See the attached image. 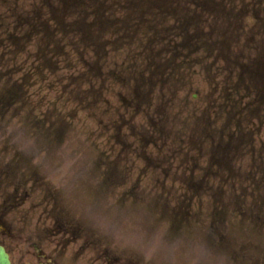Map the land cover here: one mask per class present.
I'll return each mask as SVG.
<instances>
[{"label":"rangeland","instance_id":"obj_1","mask_svg":"<svg viewBox=\"0 0 264 264\" xmlns=\"http://www.w3.org/2000/svg\"><path fill=\"white\" fill-rule=\"evenodd\" d=\"M0 1L3 2V6L0 3V66H2V70H12L9 82L16 81L17 85L23 82L25 86L23 91L26 92L27 99L37 102L36 106L39 111L48 112V115L55 121L59 120V124L64 122L69 129L74 130L70 135L75 138L78 137V140L85 138L88 146L98 136L110 134L111 132L108 131L113 128L129 130V121H131L133 139L123 138V141L129 144L133 143L132 160L138 161L142 155L145 158L148 155L150 158L164 155L170 156L171 160L175 162L185 161L184 158L191 155L180 151L169 153L165 149L181 144L191 145L190 132L183 134L181 128L177 130L176 132L180 134V137L169 139L165 149L162 148L160 136L144 138L153 131L154 122H161L159 119L162 114H160L161 110L158 106L159 104L161 106L164 101L172 102L167 111V117L171 119L172 127L179 126V119L176 118L177 116L175 117L178 107L174 105V98L166 99L163 97L178 96L181 98V114L184 109L187 110L189 102H191L189 108L194 114L204 113L205 107H208L206 99L211 98L214 102V112L223 117V109H228L229 106L223 105L224 99L221 96L224 85L219 83L229 82L228 86L235 95L238 94L236 80L239 73L237 66L232 65V63L235 64L234 58L214 57L209 59L205 55L206 46H204L203 51H196V56L190 54L189 58L187 57L188 52L185 51L184 59L178 56L179 63L175 60L177 58L172 62V65L177 67H181L183 64L190 66L188 60L193 63V69L189 68L190 72L185 70L183 73L180 86L176 84L175 79L170 80V85L167 84L166 87L160 88H150L148 85L142 84L144 77L142 78V74L135 75V73L142 72L148 64L155 71L159 69L158 66H163L166 59L161 57L159 53L160 50L164 53L168 51V49L166 51L164 49L168 46L164 45V41L152 40L153 37L157 36L154 30L158 20L143 19L141 15L145 11L146 13L158 11L157 8L148 5L149 9H147V6L144 5L140 8L131 9L130 4L133 2L129 3V1H140L144 4L154 2L153 6H156L158 0H90L95 1V3L90 6L87 5L88 8L83 13H78L76 9L65 8L63 3L65 0ZM240 5H242L241 2L237 6ZM75 7L78 6L75 5ZM178 9L179 17L184 15L183 6L179 4ZM236 9L238 8H231L232 11ZM238 11L240 10L238 9ZM132 12L135 18L133 15L130 16ZM249 15L247 26L252 25L256 19L258 20L255 15ZM187 16L190 17L191 13L187 12ZM161 22L160 20L158 24ZM170 25L171 22L164 21L158 27L166 32ZM93 26L102 36L90 34L89 29ZM206 27L207 22L204 23L203 27L200 26L199 31L206 33ZM47 35L53 38L48 44L45 41ZM258 42V39L250 41L248 46L254 47V44H258ZM174 43L179 44V39H175ZM245 43L247 40L241 38L239 45L235 44V48H240ZM171 47L176 52V48ZM215 67L219 71L216 72ZM155 73L157 74V72ZM121 80H128L129 84L121 86ZM95 94H98L97 100L94 99ZM195 96L198 98H193ZM144 97L147 98V104L152 103L150 106L157 109V112H151L142 107L141 104H136L137 98ZM61 99L66 105L62 103L56 105V102ZM61 110L63 113H69V116L64 118L51 116V112L56 114ZM9 113L10 115H6L4 124L5 132L0 133V145H14V141L18 143V139L14 138V135L19 128H25L24 126H17V121L12 119L13 112ZM184 115L182 118L185 117ZM222 122L223 120L216 121L214 129L219 128ZM67 123H71L70 127ZM195 125L197 127V124ZM139 129L144 137L135 134ZM187 131L189 130L187 129ZM196 132L200 135L203 130L197 129ZM257 133L258 136L254 135L251 145L257 147L258 142L264 146V129L261 128ZM194 135L196 134L193 132L191 136ZM113 137L112 134L108 138L109 142ZM185 137L187 140L184 142L182 139ZM218 138L213 137L214 150ZM29 140H23V143L29 144ZM98 140L102 145L106 144L102 138ZM151 141H155L156 144L149 146ZM250 151L248 147L244 148L243 151L240 150L230 164L221 162L220 153L214 151L208 154L206 152L207 156L202 159L201 165L205 166L207 162L214 165L219 162L211 174L216 180L207 183L202 182L200 179L203 173L200 172L196 175L198 180L193 181L190 187L185 188V192L194 196L195 207L193 208H197L196 211L199 216L210 214L209 218L212 219L215 215L223 214L227 208L230 209L226 221L225 219L222 220V222H227L230 228L226 227V223H220L219 226L225 228H219V234L214 242L215 245L219 246V248L217 247L219 250L215 252L220 254L218 255L220 258H225L227 256L225 253L228 254L229 251V256L225 259L230 264H264V245L260 249V254L256 252L257 250L250 248L251 242L256 243L259 240L253 235L257 222L259 220L264 221V190H261V186H264V152L261 153L258 161H255L254 158L258 157L260 153L256 152V154L254 153L255 150L252 149L254 152L250 154ZM135 152L138 153L137 156ZM193 154L197 156V154ZM116 155L117 153L114 154V156ZM209 156L213 157L214 160L216 158V163L211 159L208 161ZM128 158L129 154L120 160H129ZM183 175L187 178L191 176V173L189 171L183 172ZM253 176H255V180H260V183L256 184L254 179H251ZM165 187L170 189L167 185ZM150 191L146 184L141 183L134 189V195L145 197ZM249 195L250 198L247 201L243 200ZM171 205L174 207L176 204L173 201ZM199 208L203 210V213ZM125 211L129 214V209L126 208ZM231 211L236 213L234 217ZM193 226L194 223L185 221L179 224L172 217L167 216L160 223V231L167 235L170 234L169 230L173 227L171 230L175 233L170 237L177 243L184 240L186 232L193 230L196 234L195 237H199L197 240L202 241L201 236H204L202 232H208L210 228L207 219L202 218L197 227ZM237 227H246L243 233L252 235L251 242L247 241L244 243L245 245L239 244L241 232L238 231L232 234V241H229L227 237L221 241L220 235L222 233L227 232L226 236L230 233L231 238V231ZM170 237L168 238L172 240ZM127 241L129 242V240ZM221 247L223 248L220 249ZM196 254L199 263L205 262L207 257H203V251L197 250ZM147 256L151 255L147 252ZM248 258L251 260H247Z\"/></svg>","mask_w":264,"mask_h":264},{"label":"flooded vegetation","instance_id":"obj_2","mask_svg":"<svg viewBox=\"0 0 264 264\" xmlns=\"http://www.w3.org/2000/svg\"><path fill=\"white\" fill-rule=\"evenodd\" d=\"M241 3L235 6L234 1L211 2L210 8L216 14L222 12V4L240 10L223 14L220 23L228 22L223 35H228L227 39L231 36L237 40L246 39L247 43L239 48V53L254 50L258 57L254 70H260L264 68L261 63L264 59V0ZM179 4L182 2H177V8ZM249 14L258 20L247 26ZM240 19H243L242 23L238 22ZM192 20L193 17L188 21L191 25ZM185 35L189 39L199 37L192 33ZM207 37L213 39L214 33L207 34ZM257 39L258 44L248 46V42ZM13 89L15 97L7 100L0 97V133L5 132L2 128L7 113L11 111L16 125L25 127L19 128L14 135L18 143L0 145V224L5 227L0 234V245L5 247L11 264H196L188 262L194 257L166 258L163 250L166 235L160 231V223L167 216L179 224L194 221L185 203L180 202L174 207L170 203L173 196L180 195V188L176 185L182 180L181 163L177 167L167 165L165 161L138 165L129 159L125 170L118 166L121 162L116 160L93 161L87 166L84 160L85 138L78 140V137L71 136L74 130L70 131L64 122L59 124V120L55 121L48 112L39 111L37 102L23 97L21 89ZM51 116L64 118L68 114L51 112ZM26 130H30V144L22 141ZM208 131L206 122L205 140L208 139ZM129 183H145L151 191L145 197H136L134 189L137 186L129 188ZM87 189H94V193L87 194ZM100 192L112 197L110 212L114 211L113 207L119 200L129 199L145 206L140 219L143 227L136 231L135 226H129V242L117 244L113 239L105 240L112 236L102 234L101 226L96 224L101 210ZM228 211L217 216L226 219ZM90 214L94 216L92 221L87 218ZM148 225L151 231L146 227ZM171 229L172 235L175 232ZM226 233L220 235L221 241L226 237L229 241L233 239ZM186 234L191 241L195 237L193 230ZM218 234L212 232L208 249L219 248L214 243ZM183 244L191 254L198 248L192 242ZM147 252L151 256H147ZM218 261L220 259L215 257V261L209 264H218Z\"/></svg>","mask_w":264,"mask_h":264},{"label":"water","instance_id":"obj_3","mask_svg":"<svg viewBox=\"0 0 264 264\" xmlns=\"http://www.w3.org/2000/svg\"><path fill=\"white\" fill-rule=\"evenodd\" d=\"M0 264H10L8 256L3 249H0Z\"/></svg>","mask_w":264,"mask_h":264},{"label":"snow or ice","instance_id":"obj_4","mask_svg":"<svg viewBox=\"0 0 264 264\" xmlns=\"http://www.w3.org/2000/svg\"><path fill=\"white\" fill-rule=\"evenodd\" d=\"M146 227L148 228L149 231H151V226L150 225H148Z\"/></svg>","mask_w":264,"mask_h":264}]
</instances>
